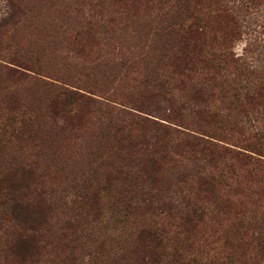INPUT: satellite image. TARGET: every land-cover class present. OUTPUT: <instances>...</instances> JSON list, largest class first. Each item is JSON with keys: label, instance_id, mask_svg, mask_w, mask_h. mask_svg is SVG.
I'll list each match as a JSON object with an SVG mask.
<instances>
[{"label": "rangeland", "instance_id": "rangeland-1", "mask_svg": "<svg viewBox=\"0 0 264 264\" xmlns=\"http://www.w3.org/2000/svg\"><path fill=\"white\" fill-rule=\"evenodd\" d=\"M263 76L264 0H0V264H264Z\"/></svg>", "mask_w": 264, "mask_h": 264}, {"label": "trees", "instance_id": "trees-1", "mask_svg": "<svg viewBox=\"0 0 264 264\" xmlns=\"http://www.w3.org/2000/svg\"><path fill=\"white\" fill-rule=\"evenodd\" d=\"M169 25H170L169 27L172 28V30H170L171 34H172V32L179 30V27L172 26V25H178L176 22H170ZM207 64H209V62L204 61V65L207 66ZM256 84H257V88L256 89L253 88L251 95H249V97L250 98H257L258 104L264 105V76L261 77V80H256ZM241 89H242V87L238 88L237 90H241ZM247 93H249V91ZM240 95H241V92H236L235 97L238 99L240 97ZM257 132H255V133L264 134V124L261 126V129ZM252 138H254L253 135H252ZM250 145L251 144L248 143L247 145H244L245 148H243V147L242 148L245 150H248V151H252V153L254 152L256 154L263 156V154H262L263 152L261 150L260 151L256 150L255 148L251 147ZM210 149L212 150V147ZM234 152H235L237 157L241 156L242 158H246L247 163L252 166V169H250L249 172H247L248 175L246 174V176H248L249 182H251V180L249 179L251 174H256V172L264 171V160L263 159L255 157L252 154L250 155L249 153H245L242 151H239V152L234 151Z\"/></svg>", "mask_w": 264, "mask_h": 264}]
</instances>
